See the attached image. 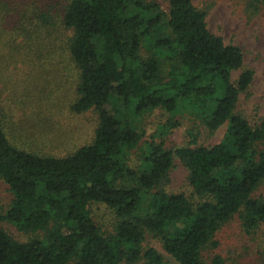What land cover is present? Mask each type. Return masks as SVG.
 <instances>
[{"label":"trees","instance_id":"trees-1","mask_svg":"<svg viewBox=\"0 0 264 264\" xmlns=\"http://www.w3.org/2000/svg\"><path fill=\"white\" fill-rule=\"evenodd\" d=\"M244 1L248 16L264 9V0ZM18 11L0 0V76L61 48L45 13L4 17ZM206 14L192 0H167V10L155 0L66 3L61 30L71 29L65 51L77 70L70 107L93 109L97 123L89 143L56 156L17 146L0 122V178L12 195L0 221L31 234L19 241L0 227V264H164L148 237L176 264H224L219 254L204 261L216 233L234 215L246 232L264 223V117L237 108L253 69L208 29ZM154 110L166 118L158 140L145 139L137 120ZM179 115L188 116L187 144L165 148ZM225 123L219 142H198ZM174 156L189 196L167 189ZM92 202L113 212L111 232L92 219ZM260 257L264 264V245Z\"/></svg>","mask_w":264,"mask_h":264},{"label":"rangeland","instance_id":"rangeland-1","mask_svg":"<svg viewBox=\"0 0 264 264\" xmlns=\"http://www.w3.org/2000/svg\"><path fill=\"white\" fill-rule=\"evenodd\" d=\"M69 0H7L12 12L4 17L14 23L25 15L34 19V14L45 13L55 24L57 36L54 58L38 59L34 54L23 63L17 61L8 66L0 76V122L9 139L17 146L42 153L63 156L92 140L97 123L95 111L76 113L71 110L75 96L77 70L65 51L70 30H61V17ZM167 10V0H155ZM197 8L207 10L205 21L208 29L221 36L225 43L235 44L243 53L244 66L253 69L249 94L239 96L237 108L249 120L264 117V9L248 16L244 0H192ZM23 10V11H22ZM33 14V15H32ZM21 40V39H19ZM235 73L234 75H236ZM185 115L178 116L181 124L165 137V148L187 144L185 129L189 123ZM166 118L160 111L145 112L137 127L143 130L145 139L158 135V124ZM226 123L211 136L203 133L198 142L213 145L221 140ZM157 139V138H156ZM158 140V139H157ZM135 158L134 155L131 157ZM169 192H182L189 196L191 187L187 182V170L177 157L169 172ZM259 194L264 196V182ZM12 195L7 184L0 178V210L9 206ZM94 222L104 233L113 228V212L104 204L92 202L88 206ZM0 227L19 241L31 234L21 233L11 223L0 221ZM218 245L204 253L207 263L214 254H219L224 264H260V252L264 245V223L251 232L244 231L237 215L226 223L215 235ZM144 245L152 246L162 255L164 264H176L160 242L148 237Z\"/></svg>","mask_w":264,"mask_h":264}]
</instances>
